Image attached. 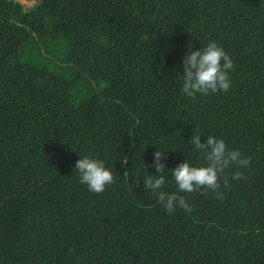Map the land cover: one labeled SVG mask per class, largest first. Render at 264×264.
Listing matches in <instances>:
<instances>
[{
    "label": "trees",
    "instance_id": "obj_1",
    "mask_svg": "<svg viewBox=\"0 0 264 264\" xmlns=\"http://www.w3.org/2000/svg\"><path fill=\"white\" fill-rule=\"evenodd\" d=\"M210 41L230 88L187 97L183 57ZM196 132L250 158L223 199L171 174L206 165ZM156 150L191 211L143 187ZM84 156L112 171L103 193ZM0 264H264V0H0Z\"/></svg>",
    "mask_w": 264,
    "mask_h": 264
},
{
    "label": "clouds",
    "instance_id": "obj_2",
    "mask_svg": "<svg viewBox=\"0 0 264 264\" xmlns=\"http://www.w3.org/2000/svg\"><path fill=\"white\" fill-rule=\"evenodd\" d=\"M142 39H148L147 35ZM183 84L182 94L195 98L196 94H208L227 92L230 88L229 71L234 64L224 49L215 42H209L203 49L187 52L182 60ZM201 134H192L189 143L194 146L193 150L201 153L207 161L206 165L193 166L186 160L171 169L172 176L178 188L182 192L191 193L200 189L214 193L218 199H223L221 192V180L223 187L228 188L229 179L225 170L232 167H248L250 158L242 157L237 149H229L222 139L214 136H207L201 142ZM164 151L156 150L153 153V166L159 175H149L143 180V187L149 190L152 195L158 198L166 211L173 212L177 207L183 208L186 212L191 211L184 197L169 195L163 191L165 177L163 175L165 165L161 162ZM124 164L127 163L125 160ZM75 169L79 173V179L85 184L90 192L95 194L103 193L106 186L114 182L115 177L112 171L105 167L103 161L92 159L88 156L80 158L75 163ZM146 167V165H144ZM233 179L244 178L243 172L236 171L232 174Z\"/></svg>",
    "mask_w": 264,
    "mask_h": 264
},
{
    "label": "rangeland",
    "instance_id": "obj_3",
    "mask_svg": "<svg viewBox=\"0 0 264 264\" xmlns=\"http://www.w3.org/2000/svg\"><path fill=\"white\" fill-rule=\"evenodd\" d=\"M20 1L21 3L24 4V6L28 7L30 5H32V3L35 1V0H18Z\"/></svg>",
    "mask_w": 264,
    "mask_h": 264
}]
</instances>
